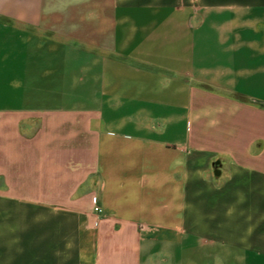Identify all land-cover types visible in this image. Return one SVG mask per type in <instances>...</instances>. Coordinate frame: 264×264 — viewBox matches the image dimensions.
Segmentation results:
<instances>
[{
    "label": "crops",
    "instance_id": "obj_1",
    "mask_svg": "<svg viewBox=\"0 0 264 264\" xmlns=\"http://www.w3.org/2000/svg\"><path fill=\"white\" fill-rule=\"evenodd\" d=\"M0 264H264V0H0Z\"/></svg>",
    "mask_w": 264,
    "mask_h": 264
},
{
    "label": "built area",
    "instance_id": "obj_2",
    "mask_svg": "<svg viewBox=\"0 0 264 264\" xmlns=\"http://www.w3.org/2000/svg\"><path fill=\"white\" fill-rule=\"evenodd\" d=\"M93 203H94V211H95L96 213H102L103 210H102V208L98 205V200H97L96 197L93 198Z\"/></svg>",
    "mask_w": 264,
    "mask_h": 264
}]
</instances>
